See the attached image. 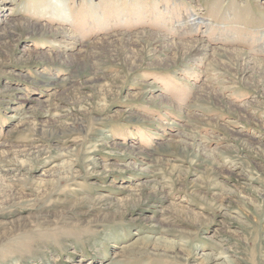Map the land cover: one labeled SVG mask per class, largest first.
I'll list each match as a JSON object with an SVG mask.
<instances>
[{
  "label": "rangeland",
  "instance_id": "1",
  "mask_svg": "<svg viewBox=\"0 0 264 264\" xmlns=\"http://www.w3.org/2000/svg\"><path fill=\"white\" fill-rule=\"evenodd\" d=\"M58 1L0 0V264H264V0Z\"/></svg>",
  "mask_w": 264,
  "mask_h": 264
},
{
  "label": "bare ground",
  "instance_id": "2",
  "mask_svg": "<svg viewBox=\"0 0 264 264\" xmlns=\"http://www.w3.org/2000/svg\"><path fill=\"white\" fill-rule=\"evenodd\" d=\"M52 1L55 3V5L58 6V9H59V7H60L61 11L63 12V10H64L65 7H63L59 1H58V0H52ZM190 21H191V22H192V21H196L195 23H197V24H200V23L207 24V25L212 24V23H209V22H208V23H204V22H205L204 20H200V19L198 20L197 18H194V17L191 18ZM187 22H189V21H187ZM17 26L22 27L21 25H17ZM29 27H30V26H29ZM193 48H194V49H193ZM192 49H193L194 51H196V54H197V52H199V53H207V52H206L207 50L202 48L201 43H199V44L193 46ZM213 51H214V50H213ZM231 52L235 54V58H234V60H235L236 62H237V60H238L239 57H240V58L242 57V59L245 60V61H244L245 64L249 62V61H247V59L245 58V54H244V53L239 52V51H235V50H233V51H231ZM214 53H216V51H215ZM208 54H209V53H208ZM203 55H204V54H203ZM243 56H244V57H243Z\"/></svg>",
  "mask_w": 264,
  "mask_h": 264
}]
</instances>
